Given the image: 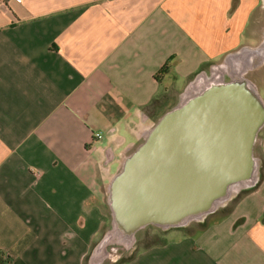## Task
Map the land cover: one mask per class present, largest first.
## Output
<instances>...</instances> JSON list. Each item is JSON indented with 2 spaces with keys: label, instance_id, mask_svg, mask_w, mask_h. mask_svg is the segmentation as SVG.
I'll return each instance as SVG.
<instances>
[{
  "label": "crops",
  "instance_id": "0c3cea01",
  "mask_svg": "<svg viewBox=\"0 0 264 264\" xmlns=\"http://www.w3.org/2000/svg\"><path fill=\"white\" fill-rule=\"evenodd\" d=\"M245 64L259 91L264 0H0L3 262L90 264L106 186L153 109L199 72ZM256 143L254 189L121 264H264V134Z\"/></svg>",
  "mask_w": 264,
  "mask_h": 264
},
{
  "label": "water",
  "instance_id": "95a60500",
  "mask_svg": "<svg viewBox=\"0 0 264 264\" xmlns=\"http://www.w3.org/2000/svg\"><path fill=\"white\" fill-rule=\"evenodd\" d=\"M251 68L199 72L144 131L106 186L111 229L92 249L90 264H101L112 242L130 248L148 227L201 223L256 187L261 163L254 146L264 128V100L246 77Z\"/></svg>",
  "mask_w": 264,
  "mask_h": 264
},
{
  "label": "rangeland",
  "instance_id": "374dc122",
  "mask_svg": "<svg viewBox=\"0 0 264 264\" xmlns=\"http://www.w3.org/2000/svg\"><path fill=\"white\" fill-rule=\"evenodd\" d=\"M248 77H252V78H254V80H256V82L258 83V85L260 87L259 93H260L262 99L264 100V82H263V80H264V66L259 68L254 73L248 74ZM166 83H168V80L165 81V84ZM173 95H175V97H173L171 95L173 98L171 97L172 99H169L170 94H166V107L167 108L166 107L163 108V110L166 109L165 112L167 110H169L171 107H173L178 102L179 97H177V94H173ZM158 111L153 109V113H151V116L148 117V119H150V121H151V126L162 115V114H160V111L159 112ZM259 134H264V128L259 132ZM257 149H258L257 143H255V146H254L255 155H256ZM114 168H115V164L113 165L112 169L114 170ZM238 198H239V194L236 197H234L224 208H221L214 215H211L208 218H206L203 222H201V223L194 222V223L190 224L188 227H186L185 229H178V230L180 232H182L184 230L183 231L184 233H192L196 230L202 229L203 225L206 222H214V221L219 220L221 216H223L225 213H227L231 209V207L233 206L234 203H236ZM103 211L107 216V222L101 227L100 232H99V234H98V236H97V238L93 244L94 246L101 240V238L104 236V234L107 233L111 229L110 212H109V209H108L106 203L104 204ZM170 232H172V231H170ZM164 233L165 232L161 229L154 228V227H148V228L140 231L136 235L135 242L130 248H127L124 245L112 242L105 248V251H104L105 258L103 259L102 262H103V264H121L124 261H128L138 251L161 244L163 242V234Z\"/></svg>",
  "mask_w": 264,
  "mask_h": 264
},
{
  "label": "trees",
  "instance_id": "16d2710c",
  "mask_svg": "<svg viewBox=\"0 0 264 264\" xmlns=\"http://www.w3.org/2000/svg\"><path fill=\"white\" fill-rule=\"evenodd\" d=\"M165 69H166V67H165V65L158 71V74H163L164 72H165ZM157 75H155V79H157ZM0 264H5L3 261H2V259L0 258Z\"/></svg>",
  "mask_w": 264,
  "mask_h": 264
},
{
  "label": "built area",
  "instance_id": "2783aa9c",
  "mask_svg": "<svg viewBox=\"0 0 264 264\" xmlns=\"http://www.w3.org/2000/svg\"><path fill=\"white\" fill-rule=\"evenodd\" d=\"M96 138H98V139H99V138H101V137H100V135H96ZM0 258H1V259H2V261H4V262L7 260V257H6V255H4V254H3V255H1V256H0Z\"/></svg>",
  "mask_w": 264,
  "mask_h": 264
}]
</instances>
